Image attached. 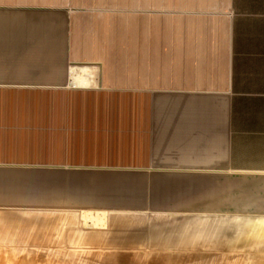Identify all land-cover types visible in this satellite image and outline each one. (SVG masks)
<instances>
[{
    "label": "crops",
    "instance_id": "1",
    "mask_svg": "<svg viewBox=\"0 0 264 264\" xmlns=\"http://www.w3.org/2000/svg\"><path fill=\"white\" fill-rule=\"evenodd\" d=\"M0 98L1 195L142 228L88 237L110 255H183L153 215L264 150V0H0Z\"/></svg>",
    "mask_w": 264,
    "mask_h": 264
},
{
    "label": "rangeland",
    "instance_id": "2",
    "mask_svg": "<svg viewBox=\"0 0 264 264\" xmlns=\"http://www.w3.org/2000/svg\"><path fill=\"white\" fill-rule=\"evenodd\" d=\"M91 83L79 80L72 85ZM87 99L88 108L97 106L92 97ZM247 164L242 175L199 178V192L181 200L184 205L197 202L196 208L153 215L146 234L174 236L176 241L156 247L183 254L176 256L110 255L115 252L108 247L110 241L95 247L88 237L102 232L110 240L127 228H142L37 224L34 221L53 214L32 208L29 193L0 194V264H264V150L248 154ZM169 243L171 247L163 246Z\"/></svg>",
    "mask_w": 264,
    "mask_h": 264
}]
</instances>
